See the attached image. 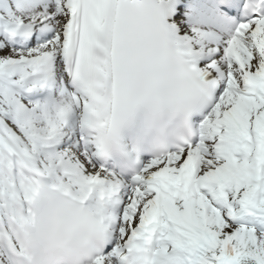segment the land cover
I'll use <instances>...</instances> for the list:
<instances>
[{
  "label": "snow or ice",
  "instance_id": "obj_1",
  "mask_svg": "<svg viewBox=\"0 0 264 264\" xmlns=\"http://www.w3.org/2000/svg\"><path fill=\"white\" fill-rule=\"evenodd\" d=\"M0 264H264V0H0Z\"/></svg>",
  "mask_w": 264,
  "mask_h": 264
}]
</instances>
